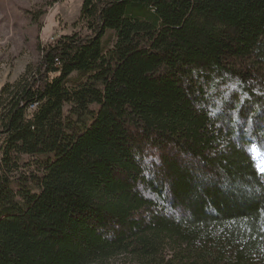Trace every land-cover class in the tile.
<instances>
[{
  "label": "trees",
  "instance_id": "obj_1",
  "mask_svg": "<svg viewBox=\"0 0 264 264\" xmlns=\"http://www.w3.org/2000/svg\"><path fill=\"white\" fill-rule=\"evenodd\" d=\"M77 26L0 89V264H264V0Z\"/></svg>",
  "mask_w": 264,
  "mask_h": 264
},
{
  "label": "rangeland",
  "instance_id": "obj_2",
  "mask_svg": "<svg viewBox=\"0 0 264 264\" xmlns=\"http://www.w3.org/2000/svg\"><path fill=\"white\" fill-rule=\"evenodd\" d=\"M82 0H0V89L38 65L42 47L76 27ZM35 17V18H34ZM253 157L264 169V152L253 147ZM118 257L105 264H126Z\"/></svg>",
  "mask_w": 264,
  "mask_h": 264
}]
</instances>
